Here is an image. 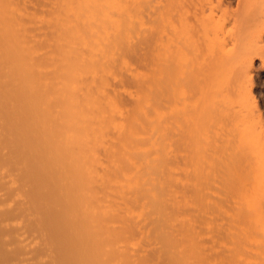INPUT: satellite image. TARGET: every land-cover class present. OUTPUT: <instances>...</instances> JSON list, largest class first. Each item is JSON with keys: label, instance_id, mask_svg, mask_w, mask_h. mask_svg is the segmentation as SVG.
I'll return each mask as SVG.
<instances>
[{"label": "rangeland", "instance_id": "rangeland-1", "mask_svg": "<svg viewBox=\"0 0 264 264\" xmlns=\"http://www.w3.org/2000/svg\"><path fill=\"white\" fill-rule=\"evenodd\" d=\"M3 1L1 14L10 13L0 15V47L11 51L0 64L12 68L20 53L30 86L22 94L6 87L17 74L0 66V264H264V130L252 102L264 119L261 0H105L106 15L102 0H92L93 22L89 0ZM61 71L85 87L72 85L79 92L71 87L67 98L74 92L83 111L91 109L94 121L83 120V131L92 125L97 137L81 151L75 146L70 162L60 157L71 129L57 122L72 118L71 102L56 121L43 119L63 147L53 146L49 130L34 131L31 96L37 91L39 104L57 108ZM74 165L83 166L77 175ZM67 178L83 194L89 188L85 207L107 211L95 217L105 232L102 251L93 228L82 235L87 214L72 221L77 203L66 196Z\"/></svg>", "mask_w": 264, "mask_h": 264}, {"label": "bare ground", "instance_id": "bare-ground-1", "mask_svg": "<svg viewBox=\"0 0 264 264\" xmlns=\"http://www.w3.org/2000/svg\"><path fill=\"white\" fill-rule=\"evenodd\" d=\"M0 1L4 2L3 0H0ZM78 1H79V0H78ZM91 1H92V0H89V3H88V4H87L88 0H87V1H86V0L84 1V4H85V5L87 4L86 6H88L89 4H91L90 7L88 6V9L90 8L89 10H91V7L93 6L92 4L97 3V2H94V1H92V3H91ZM95 1H96V0H95ZM97 1H98V0H97ZM100 1H101V0H100ZM100 1H99V2H100ZM102 1H103V0H102ZM102 1L100 2V3H101V4H100L101 7H100V5H97V6L100 7L99 11L101 10V12H103L101 8L105 6L104 4H105V3L108 4V3H107L108 0H106L107 2L104 0L105 2L103 1V3H102ZM219 1L221 2V6H222V3L224 2V0H219ZM255 1H256V0H255ZM62 2L64 3L65 1H62ZM68 2H70V1H68ZM93 2H94V3H93ZM260 2H261L262 4H261ZM260 2H258V3L261 4V5L264 7V0H261ZM65 3H66V2H65ZM0 4H1V3H0ZM70 4H71V3H70ZM78 4H79V3H78ZM84 4H83V5L80 4V8H81V6L84 8V7H85ZM97 4H98V3H97ZM102 4H103L104 6H103ZM5 5H6V4H5ZM3 6H4V5H3ZM9 6H10V5H9ZM15 6H16V5H15ZM94 6H95V4H94ZM107 6H108V5H107ZM0 7H1V6H0ZM5 7H6V6H4V8H5ZM11 7H12V6H11ZM74 7H75V6H74ZM74 7H73L72 9H74ZM99 7H98V8H99ZM115 7H116V6H115ZM80 8H77V10H78V11H79V10L81 11V9H83V8H81V9H80ZM95 8H96V6H95ZM95 8H94V9H95ZM105 8H106V7H105ZM7 9H8V7H7ZM9 9H10V8H9ZM13 9H14V6H13ZM16 9H17V8H16ZM75 9H76V7H75ZM75 9H74V10H75ZM96 9H97V8H96ZM3 10H5V9H3ZM77 10H76V11H77ZM85 10H87V9H84L83 11H85ZM89 10H88V11H89ZM0 11L2 12L1 9H0ZM78 11H77V13H78ZM80 11H79V14L81 13ZM83 11H82V13H83ZM88 11H86V14H88V13H87ZM92 11H93V8H92V10H91V12H90L91 15L94 13V11H95V12H96V11L98 12V10H94L93 12H92ZM105 11H106V10H105ZM1 12H0V15H3V13L1 14ZM5 12H6V10H5ZM5 12H4V15H6ZM8 12H9V11H7L6 13H8ZM73 12H74V11H73ZM97 12H96L95 14H97ZM101 12H100V13H101ZM107 12H109V11L107 10ZM9 13H10V12H9ZM9 13H8V14H9ZM17 13H18V12H17ZM19 13H20V12H19ZM71 13H72V12H71ZM98 13H99V12H98ZM103 13L105 14L106 12H103ZM84 14H85V13H84ZM106 14H108V13H106ZM106 14H105V15H106ZM4 15H3V16H4ZM73 15H74V13H73ZM3 16H1V17H3ZM74 16L76 17V15H74ZM83 16H84V15H83ZM85 16H86V15H85ZM88 16H89V15H88ZM100 16H101V15H100ZM110 16H111V15H110ZM6 17H7V16H6ZM95 17H96V16H95ZM102 17L104 18V16H102ZM102 17H101V18H102ZM106 17H107V16H106ZM108 17H109V15H108ZM111 17H112V16H111ZM10 18H11V17H10ZM16 18H18V17H16ZM2 19H4V17H3ZM5 19H6V18H5ZM5 19H4V20H5ZM7 19H9V18H7ZM90 19H91V20L94 19L93 15H92V17H90V18L88 19V21L91 22ZM107 19H108V18H107ZM107 19H105V20H107ZM109 19H110V18H109ZM4 20H3V22L5 23V22H7V21L9 22L11 19H9V20H7V21H4ZM84 20L86 21V17H85ZM95 21H96V20H94V24H95ZM8 22H7V23H8ZM11 22L13 23V21H11ZM14 22H16V20H15ZM92 22H93V20H92ZM96 22H98V21H96ZM99 22H100V21H99ZM110 22H111V21H110ZM0 23H2V20H1V19H0ZM106 23H107V22H106ZM10 24H11V23H10ZM89 24H90V23H89ZM11 25H12V24H11ZM13 25H14V24H13ZM15 25H16V24H15ZM89 27H90V26H89ZM96 27H97V25H96ZM90 28H91V27H90ZM102 28H103V27H102ZM2 29H4V28H2ZM92 29H95V28H92ZM92 29H91V30H92ZM104 29L106 30V28H104ZM104 29H102V30H104ZM6 30H7V29H6ZM96 30H97V29H96ZM105 30H104V32H105ZM2 31H3V30H2ZM2 31H0V32H2ZM8 31H9V30H8ZM4 32L6 33L5 30H4ZM106 33H107V31H106ZM107 34H109V33H107ZM107 34H106V35H107ZM109 35H110V34H109ZM3 36H4V33H3V34L0 33V38H3ZM15 36H16V35H15ZM15 36L11 38V39H12V40H11L12 42H13V41H14V42L17 41L16 38H15ZM4 37H5V36H4ZM80 38L82 39V37H80ZM259 38H260V37H259ZM4 39H5V38H4ZM17 39H19V38H17ZM67 39H68V38H67ZM94 39H96V41H97V38H94ZM94 39H93V41H94ZM0 40H1V39H0ZM64 40H65V39H64ZM70 40H71V39H70ZM260 40H262V39L260 38ZM260 40H259V41H260ZM9 41H10V40H9ZM11 41H10V44H11ZM75 41H76V40H75ZM257 41H258V38H257ZM257 41H256V44H257L258 47H257V46H256V47H257L258 49H260V48H261V47L259 48V44H260V45L262 46V49H260V50H263V48H264V42H262L263 40L260 41V42L258 41L259 43H257ZM73 42H74V41H73ZM84 42H87V41L85 40V41H83V43H84ZM88 42H89V41H88ZM91 42H92V41H91ZM27 43H28V42H27ZM83 43H82V44H83ZM64 44H65V42H64ZM64 44H63V45H64ZM70 44H71V43H70ZM70 44H69V45H70ZM84 44H85V43H84ZM89 44H90V42H89ZM94 44H95V43H94ZM26 45H27V44H26ZM66 45H68V43H67ZM66 45H65L64 47H66ZM69 45H68V46H69ZM85 45H86V44H85ZM87 45H88V44H87ZM24 46H25V45H24ZM70 46H71V45H70ZM72 46H73V45H72ZM82 46H83V45H82ZM74 47H75V46H74ZM80 47H81V46H80ZM83 47H85V46H83ZM26 48H27V47H25L24 49H26ZM69 48H71V50H72V47H69ZM69 48H66V49L68 50ZM66 49H65V51H66ZM74 49H76V47H75ZM9 50H10V48H9L8 46L0 47V58H1V59L4 58V59H2V60L6 61V63H7V60H6V59H9V58H6V57H8V56L10 55L9 53H10V51H11V50H10V51H9ZM22 50H23V48H22ZM26 50H27V49H26ZM86 50H87V49H86ZM92 50H93V48H92ZM92 50H91V51H92ZM24 51H25V50H23V52H24ZM73 51H74L73 54H75V50H73ZM94 51H96L95 48H94ZM94 51H92V52H94ZM23 52H22V53H23ZM67 52H68V51H67ZM69 52H70V49H69ZM77 52H78V51H77ZM84 52H85V50H84ZM86 52H87V51H86ZM34 53H36V52H34ZM88 53H89V51H88ZM88 53H86V54H88ZM11 54H12V53H11ZM19 54H20V53H19ZM19 54H18V56H19ZM23 54H24V53H23ZM23 54H22V55H23ZM36 54H37V53H36ZM70 54L72 55V52L69 53V54H67V58H68V60L71 59ZM76 54H77V53H76ZM76 54H75V55H76ZM7 55H8V56H7ZM20 55H21V54H20ZM77 55H79V54H77ZM18 56L16 57V59H14V60H16V61H14V63L11 65L12 68L9 66L11 69H10L7 65H6V66H3L5 63H4L3 65H1V64H2V63H1L0 66H2L3 69H4L5 67H6V69L9 68V69H10L9 71H10V72L13 71L12 73L15 74V76H16V74H17L18 78H17V76H16V77L14 76V77H15V78H13L14 80L11 79V81H9V82H12V83H8V82H3V83H5V86H6V87H8V86H9V87H10V86H16L15 90H17L18 94H20L21 92L19 93V91L28 90L27 88H28V86H30V85H29V82H28L29 80H26V79L24 78V77H26V76H24L25 73H26V71L29 73V71H28L27 69H29L30 67H29V65L27 64V62H26L25 60L21 59V57H20V59H19ZM23 56H24V55H23ZM31 56H32V55H31ZM79 56H80V55H79ZM90 56H91V55H90ZM73 57H74V55L72 56V58H73ZM82 57H83V56H82ZM95 57H96V56H95ZM65 58H66V57H65ZM74 58H78V57L75 56ZM80 58H81V57H80ZM80 58H79V60H80ZM86 58H87V57H86ZM86 58H85V59H86ZM91 58H93V57H91ZM32 59H33V58H32ZM93 59H94V58H93ZM93 59H92V60H93ZM29 60H30V59H29ZM75 60H76V59H75ZM79 60H77V61H79ZM82 60H83V59H82ZM88 60H89V65H90V61H91V60H90V59H88ZM34 61H35V60H34ZM36 61H37V60H36ZM77 61H76V62H77ZM80 61H81V60H80ZM80 61H79V62H80ZM103 61H104V59H103ZM25 62H26V63H25ZM69 62H70V61H69ZM74 62H75V61H74ZM76 62H75V63H76ZM79 62H78V63H79ZM86 62H87V61H86ZM92 62H94V61H92ZM92 62H91V63H92ZM32 63H33V61H32ZM34 63H35V62H34ZM34 63H33V65H35ZM87 63H88V62H87ZM95 63H96V62H95ZM29 64H30V63H29ZM62 64H63V63H62ZM68 64H69V63H68ZM81 64H83V62H82ZM77 65H78V64H77ZM79 65H80V63H79ZM83 65H84V64H83ZM86 65H87V64H86ZM30 66H31V65H30ZM81 66H82V65H81ZM98 66H99V65H98ZM35 67H37V66L35 65ZM60 67H61V66H60ZM65 67H66V64H65ZM65 67H64V68L62 67V68L65 69ZM2 68L0 67V70H1ZM33 68H34V67H33ZM37 68H39V66H38ZM58 68H59V67H58ZM58 68H57V69H58ZM31 69H32V68H31ZM78 69H80V67H79ZM4 70H5V69H4ZM4 70H2V71L4 72ZM34 70H35V69H34ZM38 70H40V69H38ZM55 70H56V69H55ZM58 70H62V69L59 68ZM94 70H95V69H94ZM98 70H99V69H98ZM2 71H1V72H2ZM5 71H6V70H5ZM30 71H31V70H30ZM62 71H63V70H62ZM62 71H61L60 74H56V76H57V75H60V76H61V79L59 78V81H60V80L62 81V79H63L64 77H66V78L69 77V76H68V74H69L68 71H69V70L67 71L68 74L65 73L66 71H64L63 73H62ZM95 71H96V70H95ZM95 71H94V72H95ZM6 72H7V71H6ZM80 72H81V70H80ZM87 72H88V71H87ZM56 73H57V72H56ZM58 73H59V72H58ZM74 73H75V71H74ZM13 74L10 75V73H9L10 76H12ZM65 74H66V75H65ZM80 74H81V73H80ZM37 75H38V74H37ZM64 75H65V76H64ZM69 75H70V74H69ZM94 75H96V72L94 73ZM23 76H24V77H23ZM60 76H59V77H60ZM62 76H63V77H62ZM30 77H31V76H30ZM70 77H71V76H70ZM23 78H24V79H23ZM26 78H27V77H26ZM57 78H58V77H57ZM6 79H7V78H6ZM34 79H35V78H34ZM38 79H39V78H38ZM64 79H65V78H64ZM64 79H63V81H62V82H64V83H62V84H63V85H66V86H63V85H61V84H60V85L64 87L62 90H63V92H64L63 95L65 94L64 98H65V97H66V98L64 99L63 96H61V98H59V97H58L59 95H58V96H57V99H56V98L54 97V95H53V97H54L56 100L53 101V99H52V101H51L52 103L54 102V104H55V106H57V108L52 106V107L54 108V109L52 110V108H50L51 106H50V107H47V106H49L50 103H48V105L45 104L46 106H44L42 103L39 104V103H40V102H39V98H38V95H39V94L37 95V93H38L37 91H35V93L32 94V95H34V96H31V98H33V99H32V100H33L32 102L37 106V108L35 109V110H36V113H37V124H36L37 127H36V125H35V129H34V131H35V130H36V131H37V130L40 131V130L43 129V128L49 130V132L51 133L50 135L52 136V138H51L50 141H51V142L53 141L52 144H53V146H55L56 148H61V147H63V146H62L63 144L61 143L62 141L58 139L59 137L57 136V134L55 135V133L51 132V131H52L51 128L53 129V127H55V126H53V127L50 128V125H49V126H48V124L44 125V122H43V121H45V120H43V119L45 118L44 116L47 115V114H49V116H48V115H47V116L50 117L51 120H50V119H49V120L51 121V122H50V124H51V123H52V120L55 119L54 121H56V118H57L58 116H60L62 113H63V114L66 113V112L68 111V108H69L70 106H69V107L67 106L68 108L65 107L66 102H67V103H68V102H71V103H72L73 108L70 109V111L72 112V114L69 112V115L71 114L72 118L68 119L67 121L65 120V121H61V122H59V121L57 120V121H58L57 124L60 123L61 125H59V126H62L63 129H65V130H67V128H68V130H69V128L71 129L69 132L66 131V132H67V135H69V136L65 135V136H67L66 138H67V140H68V141H67V140L65 139V140H66V141H65V145L67 144V146H65V147H67V148L64 147V148H65L64 150H63V148H62V151H61V154H62V155H61V157H60L61 159L63 158L64 161H65V160H66V161H69V160H71V159H70V158H71V157H70V153H71V155H73V156H76V154H77V151H76V153L74 152L75 155L72 153V152L74 151L73 148H74L75 146L77 147V146L79 145V146H78V147H79V151H81V150H83L81 147H82V144H84V143H83L84 140H86V138L88 137L87 140L90 141L91 138H93V137L95 138L96 136H94V134H93L95 131H94V129H93L94 127L91 128L92 125H91L90 128L86 127V128H88V129H84L85 131H83V127H84L83 125L86 124V123H83V122H82L83 120H89V121L91 120V121H90L91 124H92V121H94V120H93L94 117L92 118V116H91L92 113H91V114H87V113H89L88 111L91 112V109L88 110L87 113H86L85 111H83L84 108L82 109V105H81L82 103H80V104L78 103L80 99H78V102H77V98H78V97H77V95H76V97H75L74 92L71 93V95L67 98V96L69 95V94H67V92H68V93L71 92V91H67V90H69V88H70V90H71V87H72V89L75 90V92H76L77 89H78V90H82V89H84L85 87L80 89L79 87H82V85L77 87V85H79V84H77V85L75 84V85H74V84L71 83V81H68V82L71 84V86H70V84H69L68 82L65 81V80H69V79H68V78L65 79V80H64ZM46 80H47V79H46ZM57 80H58V79H57ZM75 80H76V79H75ZM37 81H39V80H37ZM77 81H78V80H77ZM39 82H40V81H39ZM47 82H49V81H47ZM60 83H61V82H60ZM65 83H66V84H65ZM43 84H44V83H43ZM47 84H48V83L45 82V84L43 85V86H44L43 89L45 88L46 90H47V89H48V90H51V89H52V87H50L51 83L49 82L50 85H47ZM45 85H46L47 88L45 87ZM68 85H69L70 87H68ZM72 85H74L75 88H77V89H75L74 86H72ZM36 86H37V85H36ZM51 86H52V85H51ZM86 86H87V85H86ZM33 87H34V85H33ZM41 87H42V85L40 86V88H41ZM58 87H60V86H58ZM65 87H68V88H66V90H65ZM3 88H4V87H3ZM49 88H50V89H49ZM37 89H38V87H37ZM37 89H36V90H37ZM45 89H44V90H45ZM39 90H42V88L39 89ZM24 92H25V91H24ZM24 92H23V93H24ZM31 92H32V90H31ZM61 92H62V91H61ZM77 92H79V91H77ZM77 92H76V93H77ZM26 93L30 94V92H28V91H26ZM44 93H45V92H44ZM6 94H7V93H6ZM21 94H22V93H21ZM47 94H48V93H47ZM77 94H78V93H77ZM9 95H10V94H9ZM24 95H25V93H24ZM40 95H41V94H40ZM29 96H30V95H29ZM43 96H44V95H43ZM45 96H46V94H45ZM13 97L16 98L15 95H14ZM17 97H18V95H17ZM11 98H12V97H11ZM48 98H49V97H48ZM62 98H63V99H62ZM8 99H9V98H7V102H8ZM12 99H13V98H12ZM12 99H11V100H12ZM60 99H62L64 102H63L62 100L60 101ZM140 99H141V98H140ZM57 100H59V101H57ZM49 101H50V100H49ZM56 101H57V103H56ZM4 102H6V101H4ZM58 102H59V104H58ZM80 102H81V101H80ZM252 102H253V110H254V112H255V115H254V116H255V118H256L257 124L261 125V127H262L263 130H264V119H263L262 113H261V111H260V109H259V105H258V101H257L256 97L252 96ZM33 103H32V104H33ZM46 103H47V102H46ZM52 103H51V104H52ZM143 103H144V101H143ZM5 104H6V103H5ZM69 104H70V103H69ZM88 104H89V103H88ZM93 104H94V103H93ZM52 105H53V104H52ZM67 105H68V104H67ZM90 106H91V105H90ZM19 108H20V109H19L18 111L21 110V107H19ZM32 108H33V107H32ZM33 109H34V108H33ZM35 110H34V113H35ZM54 110H55V113H54ZM92 110H93V109H92ZM15 111H16V110H15ZM32 111H33V110H32ZM26 113H27V112H26ZM19 114L22 116V113H19ZM23 114H24V113H23ZM54 114H55V115H54ZM158 114H160V113L158 112ZM162 114H163V113H162ZM35 115H36V114H35ZM92 115H94V114H92ZM14 116H15V115H14ZM47 116H46V117H47ZM62 116H63V115H62ZM161 116H162V115H161ZM23 117H24V116H23ZM27 117H28V116H27ZM163 117H164V116H163ZM15 118H16V117H15ZM17 118H18V117H17ZM19 118H20V117H19ZM19 118H18V119H19ZM24 118H26V117H24ZM35 118H36V117H35ZM26 119H27V118H26ZM58 119H59V117H58ZM79 119H81V121H80ZM49 120H48V122H49ZM60 120H61V118H60ZM21 121H22V120H21ZM79 121H80V123H77V122H79ZM45 122H46V121H45ZM48 122H47V123H48ZM81 122H82V123H81ZM54 123H55V122H54ZM112 123H114V121H113ZM112 123H111V124H112ZM79 124H80V125H79ZM87 124H89V123H87ZM114 124H115V123H114ZM52 125H55V124H52ZM52 125H51V126H52ZM94 125H95V124H94ZM118 125H119V124H118ZM118 125H117V126H118ZM45 126H46V127H45ZM47 127H48V128H47ZM62 127H61V128H62ZM95 127H96V125H95ZM56 128H57V127H56ZM58 128H60V127H58ZM58 128H57V130H58ZM32 129H33V128H32ZM116 129H117V128H116ZM119 129H120V126H119ZM50 130H51V131H50ZM65 130H64V131H65ZM38 131H37V133H40V132H38ZM54 131H55V130H54ZM59 131H60V130H59ZM82 131H83L84 134H82ZM120 131H121V130H120ZM89 132H90V133H89ZM58 133H60V132H58ZM88 133H89V135H88ZM96 133H97V132H96ZM35 134H36V133H35ZM91 134H92V135H91ZM63 135H64V134H63ZM63 135H62V136H63ZM85 135H86V136H85ZM90 135H91L92 137H90ZM96 135H97V134H96ZM35 136H37V135H35ZM37 137H38V136H37ZM37 137H35V138L37 139ZM96 138H97V137H96ZM96 138H95V139H96ZM98 139H99V138H98ZM82 140H83V141H82ZM80 141H81V142H80ZM101 141H102V140H101ZM38 142H39V141H38ZM67 142H68V143H67ZM80 143H81V145H80ZM98 143H99V141H98ZM50 144H51V143H50ZM68 144H69V146H68ZM88 144H89V143H88ZM92 144H93V143H92ZM60 145H61V146H60ZM53 146H51V147H53ZM85 146H86V145H85ZM90 146H91V145H90ZM37 147H38V145H37ZM91 147H92V146H91ZM83 148H84V147H83ZM89 148H90V147H89ZM138 148H141V147H138ZM40 149H41V148H40ZM44 149H45V148H44ZM48 149H49V147H48ZM134 150H136L135 147H134ZM140 150H142V149H140ZM48 151H49V150H48ZM79 151H78V152H79ZM112 151H113V150H112ZM136 151H139V150H136ZM49 153H50V151H49ZM79 153H80V152H79ZM79 153H78V154H79ZM38 154H39V153H38ZM41 154H42V153H41ZM54 154H55V153H54ZM47 155H48V154H47ZM123 155H124V154H123ZM48 156H49V155H48ZM58 156H59V154H58ZM54 157H55V155H54ZM44 158H45V157H44ZM47 158H48V157H47ZM58 158H59V157H58ZM58 158H57V159H58ZM67 158H68L69 160H68ZM112 158H114V157H112ZM48 159H49V158H48ZM57 159H55V160L57 161ZM63 159H62V160H63ZM58 160H59V159H58ZM64 161H63V162H64ZM51 162H52V161H51ZM59 162H60V161H59ZM69 162H70V161H69ZM69 162H67V163H69ZM54 164H55L54 161H53V163L48 164V167H49V165L53 167V171L55 170L54 168H56V167L53 166ZM56 164H57V163H56ZM72 164H73V163H72ZM117 164H118V162H117ZM117 164H116V165H117ZM64 165H65V164H64ZM67 165H68V164H67ZM55 166H58V164L55 165ZM74 166H75V165H74ZM87 166H89V165H87ZM45 167H46V166H45ZM65 167H66V166H65ZM61 168H62V167H61ZM74 168H75V171H74V172H75V175H77V174H79V173L81 172V168H82V170H83V166H81V165H77V166H75ZM74 168H71L72 171L74 170ZM89 168H90V167H89ZM89 168H87V169L90 170ZM91 168H92V167H91ZM46 169H47V168H46ZM66 169H67V167H66ZM69 169H70V168H69ZM48 170H49V168H48ZM57 170H58V169H57ZM64 170H65V168H64ZM49 171H50V170H49ZM49 171H48V172H49ZM51 171H52V170H51ZM55 171H56V170H55ZM59 171H60V170H59ZM69 171H71V170H69ZM69 171H68V172H69ZM79 171H80V172H79ZM45 172H46V170H45ZM45 172H44V173H45ZM74 172H73V173H72V172H69V173H72V174H71L72 178H73V176L75 177V175H73ZM90 172H91V175L94 174L91 170H90ZM94 172H95V171H94ZM56 173H57V172H56ZM62 174H64V173H62ZM66 175H67V174H66ZM69 175H70V174H69ZM60 176L62 177V175H60ZM71 176H69V177H71ZM54 177H55V176H53V178H54ZM61 177H60V178H61ZM67 177H68V175H67ZM67 179H69V178H67ZM56 180H57V179H56ZM59 180H60V179H59ZM61 180H63V179H61ZM71 181H72V179H71V180L69 179V180H66V181H65V183H66L65 185L68 187V189H66V191H65V192H66V196H67V197L71 196V198H73V200H75V201H74V202H75L74 204L77 203L78 205L76 204L77 206H76V205L73 206V207H76V208L73 209V212H74V213H73L72 210H71V213H72V214H71V213H70V214H71L72 216H71V215H69V216H71V217L74 219V220H73V219L71 218L72 221L75 222V220L77 221L78 218H79V220H80V217H82V216H80V215H82V214H84V213L87 214V216H88L89 219H90V221H89V220L87 221V223L90 222V223L87 224V226L89 227V229H88L87 226L84 227L85 230H83V231H85V233L81 230V231H82V235H84V236L86 237V236H87V232H90L91 228H93V229L96 228V229H94V230L92 229V231H94V233H96V236H95V237H96V241H95V242L97 243L96 246H97V248H98L99 251H102V250H103V246H104V244H103L104 242H103V241H105V240H103V236H104L105 232H104V234H103V232H102L103 230H102V231L100 230L101 227L99 228L100 225H98V223H97L98 221L95 220V217H97V215H98L99 213H101L102 211L104 212V211H105V210H104L105 208L102 206V204H98V205H96V206H88V204H86L87 207H85V204H83V201H84L85 197L88 198L89 196H87V195H90V194H91L89 188L87 189V187H89V185H91V182H90V181H86V180H85V181H82V183H81L82 186L84 187V190H85V188L88 190V191L85 190V193H84V194L80 192L81 190H79V188H77V189H78V190H77V189L75 188L76 186L74 187V185H72V183H73L74 181H73V182H71ZM59 182H61V181H59ZM70 182H71V183H70ZM76 183H77V182H76ZM139 183H140V182H139ZM139 183H138V184H139ZM123 185H124V184L122 183L121 187H123ZM63 186H64V185H63ZM77 187H78V186H77ZM83 187H82V189H83ZM64 188H65V187H64ZM86 191H87V192H86ZM67 193H68L69 196L67 195ZM60 196H61V195H60ZM91 196H92V195H91ZM64 197H65V194H64ZM64 197H63V198H64ZM65 198H66V197H65ZM49 199H50V198H49ZM68 199H70V198H68ZM73 200H72V201H73ZM52 201H53V200H52ZM64 202H65V201H64ZM70 203H71V202H70ZM66 204H67V203H66ZM63 205H64V204H63ZM68 205H69V204H68ZM68 205H67V206H68ZM68 207H69V206H68ZM73 207H72V208H73ZM60 209H61V208H59V210H60ZM69 209H70V208H69ZM69 209H68V210H69ZM56 211H57V210H56ZM68 212H69V211H68ZM106 213H107V211H106ZM106 213L104 212V214H106ZM56 214H57V213H56ZM65 214H66V212H65ZM84 215H85V214H84ZM99 215H101V214H99ZM99 215H98V216H99ZM79 216H80V217H79ZM88 217H87V219H88ZM69 219H70V218H69ZM72 221L70 220V222H72ZM79 222H80V221H79ZM79 222H78V223H79ZM75 223H77V222H75ZM81 223H82V222H81ZM81 223H79V224H81ZM85 223H86V222H85ZM89 224H91V226H89ZM99 224H101V223H99ZM75 225H76V224H75ZM84 226H85V225H84ZM77 227H78V225H77ZM90 227H91V228H90ZM78 229H79V228H78ZM81 229H82V228H81ZM86 229H87L88 231H87ZM95 230H96V231H95ZM78 231H79V230H78ZM86 231H87V232H86ZM92 231H91V233H92ZM76 233H77V232H76ZM83 233H84V234H83ZM80 234H81V232L79 231V233H77V235L79 236ZM85 234H86V235H85ZM89 234H90V233H89ZM77 235H76V236H77ZM82 235H80V237H82ZM73 236H74V235H73ZM78 236H77V237H78ZM84 236H83V237H84ZM93 236H94V235H93ZM77 237H75V238H77ZM95 237H94V238H95ZM73 239H74V238H73ZM85 239H86V238H85ZM83 240H84V239H83ZM93 242H94V241H93ZM82 246H83V245H82ZM116 249H117V248H115V251H114V254H113V255H116V256H117V255H119V254H115V253H117L116 251H119L120 247L118 248V250H116ZM82 250H83V249H82ZM86 250H88V249H86ZM99 251H98V253H99ZM83 252H85V251H83ZM119 252H121V251H119ZM119 252H118V253H119ZM98 253H95V254H96V255H100L101 252H100L99 254H98ZM111 253H112V251H111ZM86 254H87V253H86ZM89 254H90V253H89ZM89 254H88V255H85V254H84V255L86 256V259H87V256L90 257ZM90 255H91V254H90ZM92 256H94V255H92ZM104 257H105V256H104ZM110 257H111V256H110ZM107 258H108V257H107ZM116 258H118V256L115 257V259H116ZM119 258H120V255H119ZM84 259H85V258H84ZM86 259H85V260H86ZM90 259H91V258H90ZM95 259L99 260V261H100V262L98 261L99 263H101V262L103 263V261L106 260V257L103 258V255H102V256H97V258H95ZM108 259H109V258H108ZM108 259H107V261H108ZM111 259H112V258H111ZM117 260H119V259H117ZM122 260H123V259H122ZM86 261H87V260H86ZM88 261H91V260H88ZM107 261H106V262H107ZM112 261H113V260H112ZM112 261H111V262H112ZM98 262L96 261V263H98ZM109 262H110V261H109ZM109 262H108V263H109ZM111 262H110V264H111ZM117 262H118V261H117ZM117 262H116V263H117ZM121 262H122V261H121ZM121 262H120V263H121ZM103 264H104V263H103Z\"/></svg>", "mask_w": 264, "mask_h": 264}]
</instances>
